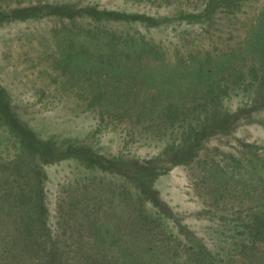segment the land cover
I'll return each mask as SVG.
<instances>
[{
  "label": "trees",
  "instance_id": "1",
  "mask_svg": "<svg viewBox=\"0 0 264 264\" xmlns=\"http://www.w3.org/2000/svg\"><path fill=\"white\" fill-rule=\"evenodd\" d=\"M87 4L36 0L0 13V19L46 14L68 21L83 18L84 38L100 51L76 52L72 46L62 70L71 82L84 77L83 112L97 117L96 126L123 130H115L114 155L87 141L44 136L18 113L0 85V138L6 137V142L0 139V264H146L140 253L162 260L164 239L145 207H164L154 182L178 164L190 169L194 190L210 214L219 209L232 214L229 229L245 234L237 244L242 257L224 264H264V158L242 139L236 140L241 147L237 153H220L216 142L228 139L237 124L264 109V50L255 54L257 38L250 35L233 45L232 35L224 33L223 25H229L242 0H179L175 11L188 18L189 26L172 42L153 37V28L163 21L159 17ZM79 53L87 57L86 67L74 75L69 62ZM166 66L178 82L144 94L142 71ZM230 100H235L233 109L225 106ZM148 138L161 143L159 151L124 157L131 144ZM62 158L75 159L84 171L95 173L78 176L58 201L62 222L56 233L49 221L42 167ZM235 159L248 168L246 177L234 172ZM71 219L75 229L68 232ZM215 219L219 228L226 223ZM61 238L81 245L72 250L58 246ZM174 242L188 246L190 264L214 260H204L200 243Z\"/></svg>",
  "mask_w": 264,
  "mask_h": 264
},
{
  "label": "rangeland",
  "instance_id": "2",
  "mask_svg": "<svg viewBox=\"0 0 264 264\" xmlns=\"http://www.w3.org/2000/svg\"><path fill=\"white\" fill-rule=\"evenodd\" d=\"M31 1L36 0H0V13L19 5H27ZM81 1L84 5L98 3L99 8L125 9L131 13H145L159 17L163 21L158 27L153 28V37L166 42L176 41L189 26L188 18L175 11L179 0ZM242 2L243 4L233 11V18L229 21V25H223L224 33L228 32L232 35L233 45L248 35L257 38L255 54H260L264 50L262 48L264 34H260V31H264L261 23L262 15H264V0H242ZM84 22L83 18L68 21L48 14L0 19V85L10 96L18 113L44 136L55 134L76 142L87 141L90 145L96 146L100 152L114 155L118 151V135L115 130L120 132L123 130L107 127L105 123L96 126L97 117L88 110L83 112L87 104L84 77L81 75L79 80L71 82L70 79L68 80V73L65 74L62 70L72 46L76 52L80 49L100 51V46L97 49L88 44L84 38V26H82L85 25ZM78 30L81 34L75 35L74 31ZM257 33L259 35L254 36ZM246 45L248 46L246 49L250 51L251 46ZM81 54L79 53L69 62L70 71L74 75H80L86 67L87 57ZM93 57H96L98 61L97 53ZM169 69V66L154 70L144 69L140 75L144 94L152 90V87L166 89L170 81L173 84L177 83L179 79ZM225 106L233 109L235 100L226 101ZM118 124L123 127V124ZM3 136L5 137V134H1V143L6 142ZM237 138L242 139L246 144H254L256 146L254 150L260 155L258 158H264L263 108L254 112L249 122L237 124L228 139L222 138L221 141H216L220 146V153L226 154L230 151L237 153L241 150L236 141ZM160 148V142L148 138L131 144L125 150L124 157H131L133 153L144 156L155 153ZM236 162L239 161L235 159L232 166L234 172L246 177L248 168ZM77 164L75 159L62 158L53 163L44 164L42 167L45 175L44 192L49 221L52 230L56 233L61 231L60 223L62 222L60 213L56 209L58 201H61L60 198L65 196L70 183L76 181L78 176L83 177L93 172L84 171ZM256 166H258L257 169L260 168L259 163H256ZM191 176L189 168L178 164L160 174L155 180L154 188L158 191V197L164 207L158 210L151 203H147L145 210L154 219L156 218L152 224L156 230L161 231L160 237L164 239L166 251L162 260L140 253L146 264H190L187 258L190 253L188 246L176 245L174 242L183 239L187 243L192 241L200 243L204 260L210 256L214 259L213 262L201 261L200 264H224L228 259L239 261L242 257L237 244L243 241L245 234H242L239 228L229 229L234 216L225 214L221 209L214 216L210 214L202 197L194 190L195 180ZM116 178L112 179L117 182ZM241 183L238 180V186H241ZM129 189L131 190L130 186ZM106 207L109 209V206L105 205ZM115 209H117L116 205ZM216 217L226 220L222 228L216 226ZM73 222V219L69 221L68 232L75 229L72 226ZM105 222V225L110 226V221ZM81 230L83 231V228ZM61 240L57 245L67 249L72 250L81 245L71 240L64 241V238ZM133 255L137 257L138 252L134 251Z\"/></svg>",
  "mask_w": 264,
  "mask_h": 264
}]
</instances>
